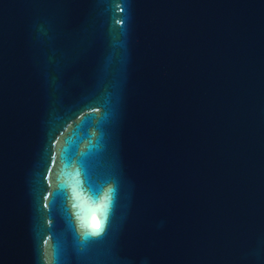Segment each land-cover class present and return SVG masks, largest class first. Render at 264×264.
Wrapping results in <instances>:
<instances>
[{"label":"water","instance_id":"obj_1","mask_svg":"<svg viewBox=\"0 0 264 264\" xmlns=\"http://www.w3.org/2000/svg\"><path fill=\"white\" fill-rule=\"evenodd\" d=\"M0 264H264V0H0Z\"/></svg>","mask_w":264,"mask_h":264},{"label":"snow or ice","instance_id":"obj_2","mask_svg":"<svg viewBox=\"0 0 264 264\" xmlns=\"http://www.w3.org/2000/svg\"><path fill=\"white\" fill-rule=\"evenodd\" d=\"M101 221H104L102 224ZM107 217L102 212L100 220H97L94 216L89 220V217L85 215L82 219V227L86 229L85 231V239H88L93 236H100L106 227Z\"/></svg>","mask_w":264,"mask_h":264}]
</instances>
